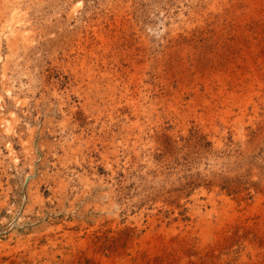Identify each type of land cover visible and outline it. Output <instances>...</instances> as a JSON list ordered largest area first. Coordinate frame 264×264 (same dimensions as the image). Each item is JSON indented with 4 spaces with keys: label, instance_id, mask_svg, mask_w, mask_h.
Segmentation results:
<instances>
[{
    "label": "rangeland",
    "instance_id": "374dc122",
    "mask_svg": "<svg viewBox=\"0 0 264 264\" xmlns=\"http://www.w3.org/2000/svg\"><path fill=\"white\" fill-rule=\"evenodd\" d=\"M1 31L0 264H264V0H0Z\"/></svg>",
    "mask_w": 264,
    "mask_h": 264
},
{
    "label": "bare ground",
    "instance_id": "6f19581e",
    "mask_svg": "<svg viewBox=\"0 0 264 264\" xmlns=\"http://www.w3.org/2000/svg\"><path fill=\"white\" fill-rule=\"evenodd\" d=\"M8 26H9V25H7L5 28H8ZM5 32H6V31H5ZM8 33H9V32H8ZM3 34H4V32L1 31V32H0V37H1V35H3ZM6 34H7V33H6Z\"/></svg>",
    "mask_w": 264,
    "mask_h": 264
}]
</instances>
